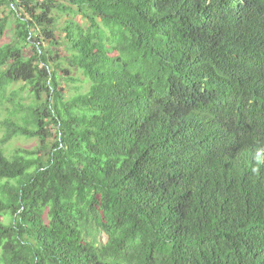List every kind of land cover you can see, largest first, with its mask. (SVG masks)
Masks as SVG:
<instances>
[{
	"label": "trees",
	"instance_id": "trees-1",
	"mask_svg": "<svg viewBox=\"0 0 264 264\" xmlns=\"http://www.w3.org/2000/svg\"><path fill=\"white\" fill-rule=\"evenodd\" d=\"M0 130V264H264V0H0Z\"/></svg>",
	"mask_w": 264,
	"mask_h": 264
},
{
	"label": "rangeland",
	"instance_id": "rangeland-1",
	"mask_svg": "<svg viewBox=\"0 0 264 264\" xmlns=\"http://www.w3.org/2000/svg\"><path fill=\"white\" fill-rule=\"evenodd\" d=\"M67 16H62L60 19V24L64 23V21L67 19ZM8 26H7V30L8 33L6 34V39H4V42L10 41L12 38V29H13V24H12V20H8ZM29 53V52H28ZM72 76L75 77H79L80 80H83V77L79 74V75H75L73 72L71 74ZM82 83L77 82L74 86L78 87L79 85H81ZM73 85L70 86H65L63 85V90L65 92L66 97H70L71 95H73L74 93H76V91L72 88ZM83 89L81 91H84L87 87L88 84H82ZM2 138V132L0 130V139ZM37 145V141L35 140H29V139H24V138H15L10 140L7 144L5 145H0L1 148H3V150L5 151V153H7V155H13L17 150L21 149V150H32L36 147ZM99 240L101 242H105L106 241V237L103 234H100L99 236Z\"/></svg>",
	"mask_w": 264,
	"mask_h": 264
}]
</instances>
